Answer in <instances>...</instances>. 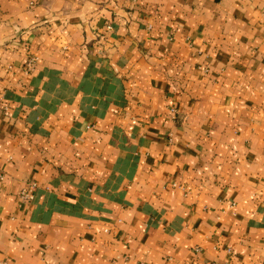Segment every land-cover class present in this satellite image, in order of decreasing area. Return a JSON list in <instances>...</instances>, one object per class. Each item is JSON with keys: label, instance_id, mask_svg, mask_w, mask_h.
<instances>
[{"label": "crops", "instance_id": "0c3cea01", "mask_svg": "<svg viewBox=\"0 0 264 264\" xmlns=\"http://www.w3.org/2000/svg\"><path fill=\"white\" fill-rule=\"evenodd\" d=\"M0 262L264 264V0H0Z\"/></svg>", "mask_w": 264, "mask_h": 264}, {"label": "built area", "instance_id": "2783aa9c", "mask_svg": "<svg viewBox=\"0 0 264 264\" xmlns=\"http://www.w3.org/2000/svg\"><path fill=\"white\" fill-rule=\"evenodd\" d=\"M34 63H35V58L32 57L29 58L26 63L27 68H32ZM35 188H36L35 182L33 181L26 182L19 192V199L23 203H30L33 200ZM0 264H4V263L0 262Z\"/></svg>", "mask_w": 264, "mask_h": 264}]
</instances>
